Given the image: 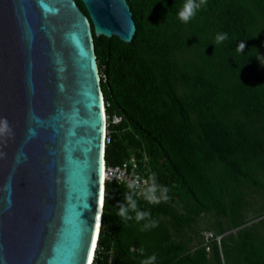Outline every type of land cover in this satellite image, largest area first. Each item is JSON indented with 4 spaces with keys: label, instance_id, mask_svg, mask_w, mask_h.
<instances>
[{
    "label": "trees",
    "instance_id": "1",
    "mask_svg": "<svg viewBox=\"0 0 264 264\" xmlns=\"http://www.w3.org/2000/svg\"><path fill=\"white\" fill-rule=\"evenodd\" d=\"M127 3L136 26L129 43L93 35L106 114L121 116L110 124L105 164L134 157L133 170L148 178L155 173L170 199L151 204L134 194L138 210L158 221L142 230L148 219L117 215L130 189L105 181L92 264H142L153 255L154 264H206L202 239L188 251L160 218L188 227L210 211L225 217L228 229L237 227L232 249L208 241L214 264H264L252 229L238 228L245 201L237 190L248 181L264 189V179L255 177L258 171L264 178V74L257 82L248 79L258 59L256 25L260 20L264 29V0H207L188 23L178 17L185 0ZM225 32L228 40L217 45L216 35ZM181 198L193 205L177 211Z\"/></svg>",
    "mask_w": 264,
    "mask_h": 264
},
{
    "label": "water",
    "instance_id": "2",
    "mask_svg": "<svg viewBox=\"0 0 264 264\" xmlns=\"http://www.w3.org/2000/svg\"><path fill=\"white\" fill-rule=\"evenodd\" d=\"M80 1L0 0V264H87L105 184L93 35L136 26L127 0Z\"/></svg>",
    "mask_w": 264,
    "mask_h": 264
},
{
    "label": "rangeland",
    "instance_id": "3",
    "mask_svg": "<svg viewBox=\"0 0 264 264\" xmlns=\"http://www.w3.org/2000/svg\"><path fill=\"white\" fill-rule=\"evenodd\" d=\"M256 28L260 31L259 40H258V59L256 64L253 66L252 73L248 76V79L252 82H257L259 77L264 74V29L261 21L257 22ZM256 179L260 181L264 178L256 171ZM238 192L242 193L244 196V205L240 212L239 226L241 229H252L255 239H257L258 245H262L264 249V189L252 182L248 181L245 184L238 187ZM193 205V202L189 199H178L176 210L183 211L186 210L189 206ZM200 218L197 221L194 219V222L191 226L178 227L172 223L169 217L160 218L161 222L166 224L169 227L171 232L172 239L174 241H182L185 244L186 249L193 251L195 247L201 242L198 237L202 239V242L205 246H210L209 239H206V234L211 232L218 233L219 228H224L220 233L219 238L215 241L220 247L222 246L221 240L229 248L232 249L236 239V228L228 229L226 227L227 219L223 216H217L213 211L199 215ZM193 228V230H192ZM227 229V230H225ZM198 233V234H196ZM216 237V236H215ZM219 241V243H218ZM222 242V243H223ZM262 243V244H261ZM260 248V247H258ZM208 262L206 264H214L213 256L211 253V248L206 247ZM234 254L232 253L230 261L233 260ZM224 261V258L221 257Z\"/></svg>",
    "mask_w": 264,
    "mask_h": 264
},
{
    "label": "clouds",
    "instance_id": "4",
    "mask_svg": "<svg viewBox=\"0 0 264 264\" xmlns=\"http://www.w3.org/2000/svg\"><path fill=\"white\" fill-rule=\"evenodd\" d=\"M206 3L207 0H185V3L178 12V17L180 21L183 23L190 22L196 16V13L201 9V7L206 5ZM226 40H228V34L226 32L218 33L215 37V42L217 45L223 43ZM244 48H245V44L241 42L238 45V51L242 53ZM6 128H7V121L5 120L3 121V127L0 128V131H4ZM138 187L139 185L136 181H132L128 183V188L130 189V192L126 194L125 202L119 205V210L117 212V215L123 218L124 220H131L133 219V217L129 213L135 212L136 221L139 222L145 219L149 220V223L145 224L142 230H146L148 228H155L158 226V221H154L150 219L151 216L150 212L138 210L137 201L136 199L133 198ZM168 191L169 189L167 187L163 185H159L157 183L156 175L155 173H153L151 177H149V182L147 186L143 188V190L140 192V195H142L143 198L151 204H159L161 202H166L168 199H170V197L168 196ZM100 212H102V209ZM213 235L216 234L213 233ZM93 254L95 255V251H93ZM92 257L94 258L93 255ZM155 260H156V256L153 255L143 260L142 264H154Z\"/></svg>",
    "mask_w": 264,
    "mask_h": 264
},
{
    "label": "built area",
    "instance_id": "5",
    "mask_svg": "<svg viewBox=\"0 0 264 264\" xmlns=\"http://www.w3.org/2000/svg\"><path fill=\"white\" fill-rule=\"evenodd\" d=\"M105 106H108V102H105ZM106 123H105V145L109 144L111 141V133H110V124H117L121 121V116L117 115L116 113H113L111 115L106 114ZM137 162L134 159V157H129L121 161L117 164H104V177L105 181L109 182H115L117 184H123L126 187H128V183L132 181H136L139 185V187L136 190L135 195L137 197H141L140 192L145 188L149 182L148 176L142 174V172H135L133 169L137 168ZM209 232L206 234V239H220L218 235H212ZM216 236V237H215ZM221 237V236H220ZM219 243V241H218ZM218 245V244H217ZM209 249L210 246H205ZM219 249L220 245H218ZM221 252V257L225 258V254L223 251ZM93 263V262H92Z\"/></svg>",
    "mask_w": 264,
    "mask_h": 264
},
{
    "label": "snow or ice",
    "instance_id": "6",
    "mask_svg": "<svg viewBox=\"0 0 264 264\" xmlns=\"http://www.w3.org/2000/svg\"><path fill=\"white\" fill-rule=\"evenodd\" d=\"M103 203V191L100 190L98 192V205ZM100 218L97 217V222L95 224V231L98 232L99 231V228H100ZM96 248V239L93 238L90 240V243H89V249H88V253L86 254V261H87V264H92V250H94Z\"/></svg>",
    "mask_w": 264,
    "mask_h": 264
},
{
    "label": "bare ground",
    "instance_id": "7",
    "mask_svg": "<svg viewBox=\"0 0 264 264\" xmlns=\"http://www.w3.org/2000/svg\"><path fill=\"white\" fill-rule=\"evenodd\" d=\"M103 175V174H102ZM103 178H104V176H103ZM99 212H100V204H99V207H98V214H97V217H99ZM96 222H97V220H96ZM96 234H97V232L96 231H94V236H93V238H96ZM93 251V250H92Z\"/></svg>",
    "mask_w": 264,
    "mask_h": 264
}]
</instances>
